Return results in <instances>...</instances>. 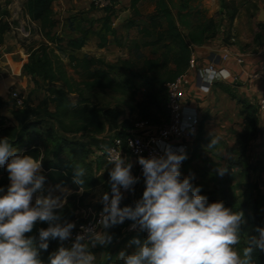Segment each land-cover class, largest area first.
<instances>
[{"label":"rangeland","instance_id":"obj_1","mask_svg":"<svg viewBox=\"0 0 264 264\" xmlns=\"http://www.w3.org/2000/svg\"><path fill=\"white\" fill-rule=\"evenodd\" d=\"M229 1H233L243 16L248 17L246 23H239L237 36L232 35V31L230 36L228 35L229 26L227 22H224L228 20V14L222 10L221 0H201L202 9L207 16L216 20L219 32L223 33L222 43L232 48H239L242 43L246 44V42L263 43L264 37L260 32L264 31V21L259 22L258 18L261 10L264 11V0ZM59 2L57 0L54 4V18L57 23L54 31L64 42L58 54L67 65L69 78L66 89H70V97L75 106L111 111L109 120L106 121L101 117L105 126L103 136L95 135V131L89 128L86 131L67 133L58 127L53 118L42 116L46 111V104L51 114L55 112L56 107L54 95L47 85L40 79L24 74L22 70L23 62L28 58V51L36 48L43 41L39 23L32 21L26 12L27 0H0V20L11 24V31L6 34L5 45H8L12 53L11 58L8 59V67L0 68V124L8 125L9 120L14 119V116L31 110L33 114L30 118L39 119L43 123L41 130L44 134V147L49 152L54 150L57 144L64 142L63 157L74 158L80 166L85 164L86 161L82 160L85 157L91 160L88 165L90 169L95 168L93 164L99 162L101 167H105L103 170H107L108 166L101 153L96 155V151H101L100 146L106 145L108 140H112L116 135L117 131L113 128V121L117 115L120 120H123L128 117V113L130 115L135 113L138 119L140 118L139 110L143 108V111L149 115V111L152 112L150 115L152 125L164 126L169 121L167 106L164 104L167 95L166 84L152 83L148 79L149 75L142 72L143 65L138 58L136 46L142 45L145 40L141 39L137 30L129 25V22L133 20L129 13L123 10L116 11L118 14L115 20L117 22L113 24V27L116 26L114 28L118 35L116 38L109 36V44L105 48H100V18L96 15L104 10L94 5L90 10H86ZM178 2L179 0H174L175 5H178ZM148 10L149 7L145 5L144 13ZM5 11L9 15L4 14ZM91 12L95 14L92 15ZM260 23L263 25L259 26ZM86 31L89 32L87 45L80 51L69 50L67 42L80 37ZM240 36L243 37L242 41L238 39ZM245 38L247 40L243 41ZM245 48L249 49V45L247 44ZM140 53L145 57L156 59L163 55L164 50L161 47L141 46ZM72 54L79 58L89 56L102 59L114 65V70L110 72L111 76L126 87V92L88 88L79 71L70 63ZM14 91L21 93L24 99L23 107L15 105L11 95ZM149 95L155 97V105L151 106L154 100H149ZM234 125L239 129L238 122ZM213 139L216 143L209 147ZM93 147L96 151H93ZM19 152L24 154V150H19ZM192 154L191 150L187 157L189 158ZM125 157L131 160L129 155ZM49 158L54 159L52 154ZM194 164L195 173L192 180L194 186H201L209 191L216 190L221 202L230 204L235 211L244 212L247 223L242 226L241 242L236 246L237 251H242L249 237L259 235L254 226V212L259 213L264 219V176L261 180L258 178L262 165L264 167V137L258 139L255 135L250 139L245 154H242L240 147L237 146L235 132L222 138L209 137L203 141ZM220 169H226L223 175L220 174ZM0 170L4 172V179L10 182L6 167ZM41 174H44L43 168ZM49 186L54 185L45 183L43 195H47ZM103 192L105 191H102V188L91 191L85 201L89 205L82 204V209L100 210L103 206L100 201L93 204L88 203V199L95 198ZM54 194L59 195L60 193ZM78 194L69 191L66 195V202L73 196H81ZM39 195L41 193L36 194V196ZM35 198L34 196L33 204ZM225 207L228 208L229 205Z\"/></svg>","mask_w":264,"mask_h":264},{"label":"clouds","instance_id":"obj_2","mask_svg":"<svg viewBox=\"0 0 264 264\" xmlns=\"http://www.w3.org/2000/svg\"><path fill=\"white\" fill-rule=\"evenodd\" d=\"M228 75L227 71L220 73L225 78ZM212 78L219 77L212 73L209 84ZM215 143L213 139L209 147ZM157 144L162 155L139 156L136 161L145 188L134 206L121 207V201L126 192L134 193L140 177L132 174L133 163L120 151L109 153L108 164L114 165L109 172L110 194H102L103 209L96 222L104 230L82 225L71 246L65 247L63 242L72 238L76 227L62 215L70 190L49 186L43 195V158L22 155L7 139L0 140V166L6 165L10 180L6 192L0 187V264H44L41 252L49 249L52 240H58L60 247L49 255L48 264H95L96 255L90 248L112 244L114 237L108 229L125 221H131L130 231L139 229L147 236L143 242L139 238L129 242L136 246L133 254L119 253L123 264H255L254 253L264 252V228L257 227L259 235L249 237L243 250L237 251L242 226L247 223L244 212L233 211L223 202L209 203L200 194L201 187L193 185L194 174L181 178L180 166L187 159L184 146L174 149L163 141ZM219 171L223 175L226 169ZM85 178L82 166L73 167V183L81 193ZM37 222L48 227L40 228L38 236L26 235Z\"/></svg>","mask_w":264,"mask_h":264},{"label":"trees","instance_id":"obj_3","mask_svg":"<svg viewBox=\"0 0 264 264\" xmlns=\"http://www.w3.org/2000/svg\"><path fill=\"white\" fill-rule=\"evenodd\" d=\"M57 0H27L26 12L30 19L39 23L40 35L43 41L36 47L28 51V58L23 62L24 74L42 80L47 88L54 95L56 110L53 114L48 109L47 102L46 111L42 116L54 119L58 127L67 133L79 132L86 129L95 131L96 134H103L105 126L103 119L109 120L111 111L100 109H88L81 106H75L71 97L68 85V70L67 65L58 54L63 40L54 31L57 23L54 18L53 6ZM142 0H132L131 8L135 16L140 17L141 14L137 10L138 3ZM222 10L228 14V21L232 28L239 9L233 1L221 0ZM176 10V11H175ZM116 0H111V5L104 9L105 15L99 19L100 34L99 47L105 48L109 44V36L116 38L117 31L113 27V19L116 14ZM4 14L9 15L7 11ZM149 25H137L130 22L131 27L138 29L139 36L145 40L142 45H137L136 50L138 58L142 61V72L148 74V79L152 83L167 84L176 80L180 75L186 73L190 67L193 50L197 46H202L206 41L214 39L218 33L217 22L213 17L206 15L202 9L201 0H179L178 5L174 4V0H158L154 13L148 17ZM260 23L259 26H262ZM11 24L8 21L0 20V48L4 45L5 36L11 31ZM184 31L187 32L185 35ZM230 36V33L228 34ZM89 32H84L80 37L74 38L67 42V47L72 52L82 50L88 42ZM143 47H161L164 53L161 57L151 59L140 53V48ZM70 63L79 71L84 84L88 88L110 89L118 92H126V87L111 76V71L115 66L102 59L91 58L84 56L79 58L74 54L70 55ZM151 106L155 105V97L149 95ZM167 103V95L164 104ZM242 104L241 115L244 119L243 130L237 136V146L240 147L242 154L247 152L248 142L256 135L259 119L257 115V106L246 102ZM159 105V104H158ZM148 110V109H147ZM33 111L19 113L10 119L8 125L0 124V140L7 139L13 148L20 151L24 150L23 155H32L37 159L43 158V172L45 183L62 185L70 191L79 192L78 186L73 183V167L77 164L74 158L68 159L63 157L64 142L57 144L51 152H49L44 144V134L42 132L43 123L39 119H31L30 115ZM151 115V111H149ZM141 119L150 120L148 113L139 110ZM204 124L205 120H201L198 132L195 137L196 147L190 158L183 161L180 169L181 175L184 172V167L192 163L196 158L199 148L204 141ZM113 128L117 130L116 135L122 136L124 132L132 128V122L129 118L120 120L117 117L113 121ZM111 140L109 146L112 144ZM108 146V147H109ZM107 147V148H108ZM107 148L101 150L104 151ZM44 149V152H42ZM52 154L54 159L50 160L49 155ZM264 176V167L262 165L258 178L261 180ZM107 180V176L94 177L86 174L85 189L81 196L71 197L65 204L62 211L63 218L68 221L77 219L76 212L83 204L85 197L89 191L97 187ZM10 185V182L4 177L0 181V187L4 188L5 192ZM201 187V186H200ZM2 194V193H0ZM201 195L207 197L208 202H221L216 190H205L201 187ZM79 195V194H78ZM228 208L233 209L230 204ZM255 228H264V219L259 213L254 212ZM84 223V221H81ZM47 223L37 222L31 233L26 235L38 236L40 228H47ZM139 238L143 242L144 233H130L128 240ZM57 240L49 242V249L46 252H41V259L44 264H48V257L52 253ZM247 244L244 245V247ZM136 249L135 245H132ZM133 253L127 252L126 255ZM255 264H264V252L257 250L253 256ZM105 264H123L119 259V249L112 248L108 252Z\"/></svg>","mask_w":264,"mask_h":264},{"label":"crops","instance_id":"obj_4","mask_svg":"<svg viewBox=\"0 0 264 264\" xmlns=\"http://www.w3.org/2000/svg\"><path fill=\"white\" fill-rule=\"evenodd\" d=\"M59 1H60L59 3L61 4L67 3L70 7H80L86 10H90L92 8L91 0H64V1L59 0ZM157 1L158 0L140 1L137 5V10L141 14L140 17L135 16L134 11L131 8L132 0H116V10L118 12L123 10L124 12L129 13L133 17V20H131L130 22H134L137 25L146 26L149 25L148 17L149 15L154 13ZM145 5L149 7L148 12L146 13H144L143 11ZM91 14L93 15L95 14V12H91ZM104 15L105 12L101 11L98 12L96 16L98 18H101ZM246 20H248V17L243 16V13H241L240 11L236 17V20L232 28L230 27L229 21L224 20V22H227L229 26L228 33H231L232 31V35L237 36L239 23L240 24L242 22L246 23ZM115 22H117V20H115L114 18L113 24ZM132 28H135L137 30V34L139 35L138 29L136 27H132ZM184 33L185 35L187 34L186 31H184ZM260 33L264 37V31ZM223 38H224L223 33L221 34L218 29L217 36L214 39H210L206 41L202 46H197L194 48L193 56H192L193 62L191 61L190 67L186 71V73L188 74L191 80V85L185 90L183 105L184 107L195 110L199 116L200 121L205 120L204 140L209 137L222 138L224 136H227L228 134H232L233 132H235L236 142H237V136L243 130V126H244L243 124L244 119L242 115H240V110L242 109V104L240 102H246L256 106L259 100L264 95V39H263V43L246 42V44L242 43L239 46V48L237 47L232 48L222 43L221 40ZM242 38L243 37L241 36L240 38L238 37V39L240 40ZM234 40L235 39H233V41ZM246 40L247 38H245L243 41ZM5 43H6V36H5L4 45L0 48V54H1L0 68L8 67V59H10L12 55L10 49H8L9 48L8 45H5ZM247 44L249 45V49L245 48ZM226 52H229L232 56L227 61H222L221 57ZM234 56H238L242 58L243 63L238 64L235 61ZM210 64H215L216 68L227 71L230 74V77L227 80L219 81L214 86L207 88L208 89L207 91L204 90L205 88L198 89L194 84ZM237 75L239 76L238 80H236ZM129 115L130 113H128V117L125 118H129L130 121L132 122V125L137 120L140 119V118L138 119L136 118L137 115L135 113H132L130 116ZM237 122L240 124V126L238 127L239 129H237V127L234 125ZM161 127L162 126L152 125L151 130L156 132ZM114 130L117 131L116 129ZM95 135L103 136L102 134H95ZM256 137L258 139L264 137V123H262L260 120L256 132ZM110 142L111 140H108L106 145H101L99 149L102 150L104 148H107ZM178 144H185L188 146L187 155L190 153L191 150L193 152L196 147L195 138L193 140L192 139L183 140V141L179 140ZM202 145L203 142L199 150L202 148ZM93 151H96L95 147H93ZM100 153L101 151H96V155H99ZM82 160H84V162L85 161L87 162V163L85 162V164L82 165L83 168L86 170V174L93 175L94 177H100L103 175L107 176V180L101 185L91 189L89 191V194H91V191L99 188H102V191L108 192L110 194V185L108 182L110 178L109 172L112 167L107 165L108 169L106 168L107 170H103L105 167H101L99 162H96V164L95 163L93 164L95 168L90 169L88 165L91 160H88L85 157ZM195 160L189 165L184 167V172L181 175L182 179L184 177L189 176L190 174L195 173L194 172ZM129 161L133 163L132 174L134 176H137L134 160L131 158V160L129 159ZM5 167L6 165L0 166V169H4ZM3 177H4V172L3 170H0V181ZM134 187H135L134 193L126 192L124 194L125 198L121 201V207L134 206L135 202L142 197L145 188L143 176L140 178V182L136 184ZM78 193L79 195H81L80 192ZM88 195L85 197L83 202V204L85 205H89L87 204V202L85 203ZM101 196L102 194H99L95 198L88 199V203L97 204L100 201ZM76 216L77 219L69 222H75L77 227L79 224H81V221H85L90 215L88 214V210L82 209V204H81L80 209L77 210L76 212ZM130 225H131V221H125V223L122 225H118L116 227L108 229V231L113 235L114 239H113V243L108 245L107 247L97 245L94 248H90V251L96 255L95 264H105L108 256V252L112 248H118L119 253L123 250L125 254H127V252L130 253L135 252L136 249L133 248L132 246H129L130 241L127 239L131 233L129 231ZM102 230H104L103 226L98 231H102ZM63 243L65 247H70L66 243V241ZM59 247H60V242L57 240L56 245L53 248L52 252L57 251Z\"/></svg>","mask_w":264,"mask_h":264},{"label":"built area","instance_id":"obj_5","mask_svg":"<svg viewBox=\"0 0 264 264\" xmlns=\"http://www.w3.org/2000/svg\"><path fill=\"white\" fill-rule=\"evenodd\" d=\"M92 5L97 8L104 10L111 5V0H91ZM232 55L229 52L224 53L221 57L222 61H227ZM235 61L238 64L243 63V59L234 56ZM192 61V60H191ZM193 62V61H192ZM225 70H220L216 68L215 64H210L203 72V74L196 80L195 86L198 89L210 88L214 86L219 81L227 80L230 77V74L225 78L220 76V73ZM212 73H215L219 78H212V82L209 84L208 79L211 77ZM239 76H236L238 80ZM191 85V80L187 73L180 75L176 80L168 82L166 84L167 91V110L169 115V121L159 128L156 132L151 130V123L148 120L139 119L134 123V126L131 129H128L124 132V135L113 137L112 144L104 151L101 152V156L104 161L110 167L114 165L108 164L109 153L115 154L121 152L123 156L128 154L135 163L137 177H142V168L136 162L139 156H144L149 158L153 155H162L160 148L158 147L157 142L163 141L167 144H171L173 148H178L184 146L186 152L188 151V146L185 144H178L179 140H190L194 139L198 132V127L200 124V119L195 110L184 107L183 98L186 88ZM12 99L15 102L17 107L24 106V99L21 96V93L14 91L11 93ZM257 115L258 119L264 123V95L259 100L257 104ZM194 130V131H193ZM130 143L132 146L130 147ZM183 162L180 166L182 167ZM103 206L100 210H92L89 208L88 214L90 215L84 223L79 224L72 234V238L67 240L66 243L71 246L72 242L75 239V236L81 232V226L96 225V230L98 231L102 225H97L96 222L99 220V214L102 211ZM130 228V227H129ZM130 231V230H129ZM131 233H142L139 229L135 231H130ZM145 238L147 236L146 232H143Z\"/></svg>","mask_w":264,"mask_h":264},{"label":"water","instance_id":"obj_6","mask_svg":"<svg viewBox=\"0 0 264 264\" xmlns=\"http://www.w3.org/2000/svg\"><path fill=\"white\" fill-rule=\"evenodd\" d=\"M259 22H263L264 21V11L263 10H261V13H260V15H259Z\"/></svg>","mask_w":264,"mask_h":264}]
</instances>
